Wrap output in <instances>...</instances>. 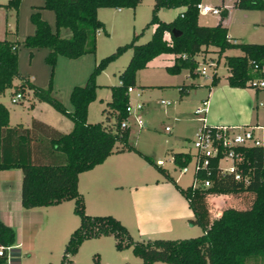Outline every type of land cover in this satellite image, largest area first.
I'll return each instance as SVG.
<instances>
[{
    "label": "trees",
    "instance_id": "16d2710c",
    "mask_svg": "<svg viewBox=\"0 0 264 264\" xmlns=\"http://www.w3.org/2000/svg\"><path fill=\"white\" fill-rule=\"evenodd\" d=\"M139 1L42 0L39 6L53 11V28L41 18L38 10H34L29 14L33 31L26 34L22 42L29 47L47 48L44 60L50 65V77L44 87L23 76L19 83H12L13 77L18 74L17 43L6 37L0 38V93L11 86L14 92L22 93L28 87L37 100L47 102L71 120V127L66 131L36 118H31L27 126L20 122L9 125L8 110L0 102V169L19 168V201L24 208L72 199L78 224L69 232L58 264H74L71 256L79 243L84 238L102 234H111L116 248L130 246L140 258V264H152L154 261L170 264H264V153L256 146L239 149L243 154L239 166L247 174L246 182L233 179L230 173L219 172L216 157L208 159L206 169H194L193 180H210L206 187L193 183L180 186L164 167L143 154L186 199L192 212L188 221L201 228L197 235L134 239L126 226L113 215L84 211L83 196L77 189L78 173L113 152L133 150L140 153L127 141L128 127L122 128L119 123L126 116V87L134 84L135 71L143 68L149 59L160 53H172V63L164 66L166 72L177 73L186 68L188 74L194 76L197 74L195 55L204 51L206 46L215 47L216 56L224 49L237 48L239 53L222 54V64L226 68L224 79L227 85L239 87L250 86L251 62L257 65L264 62V0H232L233 6L262 11L261 42L231 41L226 35L225 25L220 21L225 15L224 8L219 10L217 22L205 25L197 22L195 4L200 0H153L148 20L153 23V29L149 38L137 43L138 34H133L129 41L102 56L89 71L84 83L71 87L68 94L71 109H67L51 94V74L56 56L74 58L94 52L96 31L103 28V22L96 17V9L100 6L134 7ZM18 2L7 0L0 5L16 8ZM177 6L183 9L170 20H161L156 16L159 7ZM61 27L69 29L68 36H60ZM126 48L131 49V54L118 73V83L109 85L106 105L111 110L112 122L86 120L87 104L95 97V74ZM181 53L184 55L180 56ZM217 78L211 71L208 84L213 85ZM190 86V83L180 84L178 93L183 94ZM190 157L188 151L172 152V162L176 166H184ZM242 191L251 193L246 206H224L217 215H208L204 200L206 194ZM15 241V229L0 219V264H19L20 251L14 246ZM6 246H9L8 251Z\"/></svg>",
    "mask_w": 264,
    "mask_h": 264
},
{
    "label": "rangeland",
    "instance_id": "374dc122",
    "mask_svg": "<svg viewBox=\"0 0 264 264\" xmlns=\"http://www.w3.org/2000/svg\"><path fill=\"white\" fill-rule=\"evenodd\" d=\"M7 0H0L5 3ZM206 4L217 6V14L209 12L197 15L198 23L212 25L219 20V10L224 8L225 15L220 21L227 26V33L237 41L260 42L263 39L261 25L262 11L256 8H241L232 5V0H203ZM42 0H19L16 8L0 5V38L6 37L16 41L17 75L12 83H19L20 77L39 86H46L50 77V65L45 62L46 47H29L23 44L22 39L33 31V24L29 14L38 10L41 18L53 28V11L40 7ZM153 0H140L134 7L129 6H100L96 9V17L103 22L95 35L94 52L83 53L74 58L57 55L51 74V94L58 98L67 109H71L68 94L75 84L81 85L89 71L98 60L112 52L117 45L130 40L133 34H138L135 42L147 40L153 29L149 23ZM182 6L159 7L156 16L161 20L172 19ZM66 27L59 29L60 36H68ZM231 39V38H229ZM239 53L237 48L224 49L222 54ZM131 49H124L118 56L110 59L95 74V97L88 102L86 120L112 122L110 108L106 105L109 100V85L118 83V73L126 64ZM222 54L216 56L215 47L208 45L204 51L197 53V66L202 67L208 75L215 70L217 75L226 72L222 64ZM165 53L149 59L147 66L137 69L134 75L132 90L128 91V101H143L142 109L137 113L142 123L137 124L134 116L128 117V143L132 144L140 153L133 150L118 152L108 156L100 166L79 174L78 190L83 196L88 214H111L124 224L134 239L147 237H189L201 232L197 224L188 221L192 213L184 214L172 223L169 231L146 232L142 236L136 234L134 212L128 204V195L132 186L138 182L151 181L155 178L164 179L163 174L143 156H148L153 162L156 158L162 159L160 166L164 167L173 179L182 187L195 183L193 180V158L186 163V170L173 164L170 155L174 151L194 152L192 138L196 132V125L200 124L199 114L192 112L195 103L187 98L180 103V117H174L171 109L175 100L170 92H161L158 86H144L141 94L138 83H159L167 80L163 73L162 64L166 62ZM215 64V65H214ZM252 77H256L253 69L249 70ZM196 80L203 82L205 76L196 74ZM14 87L6 88L0 93V102L8 109L9 123L24 122L30 114L52 120L55 116L59 125L71 120L50 106L47 102L37 100L28 87L24 88L22 96L17 101H10L14 94ZM169 99L170 103H160V99ZM257 120L264 115V106H256ZM108 116V118H106ZM108 119V120H107ZM198 119V120H197ZM170 130H164V125ZM158 164V163H157ZM226 160H219L218 165L226 166ZM165 180V179H164ZM166 185L178 193L182 199L184 209L185 198L176 190L170 181ZM164 185V184H162ZM251 198L249 192L208 193L204 196L209 216H215L224 206L236 208L244 207ZM35 215L40 218V224L29 229L26 224L22 228V245L20 246L21 264H58L59 258L69 232L78 224V216L73 212L72 199L62 200L55 204L34 206ZM16 230V228H15ZM74 264H114L124 261L129 264H140V258L135 255L130 246L116 248L111 234H102L84 238L71 256Z\"/></svg>",
    "mask_w": 264,
    "mask_h": 264
},
{
    "label": "crops",
    "instance_id": "0c3cea01",
    "mask_svg": "<svg viewBox=\"0 0 264 264\" xmlns=\"http://www.w3.org/2000/svg\"><path fill=\"white\" fill-rule=\"evenodd\" d=\"M200 2L205 3L203 0H200ZM182 9L183 7H181V10ZM225 27L226 35L231 38V41H235L236 39L227 33L226 25ZM165 36H167V33L165 34ZM223 51L221 52V54L223 53ZM165 55H167V58L166 62L162 64L163 69L165 65H169L172 63L174 57V54L172 53H165ZM146 66L147 63L144 67ZM195 70L198 73V70ZM211 71L215 72V70H210V72ZM225 74L226 72L221 75L216 74L218 77L216 82L213 85H210L208 84L210 73L208 75L206 73L203 74L205 76V80L203 82H199L195 78L196 74L194 76L189 75L186 68H181L177 73H168L165 70L163 76L167 80L159 83H138L137 85L139 86L140 90V93L138 94H141L143 92L144 86H158L161 92H170V96L175 100V105L170 111L171 114L174 115V117H180L181 111L178 110L180 108V103L187 98H191V100H193L195 103V107L204 100L203 121L206 124H263L264 115L258 121L256 109L251 111V108H255L258 105L264 106V86H229L225 82ZM189 83L192 84V86H190L183 94L180 95L178 93L179 85ZM31 118L39 119L60 131H66L71 127V121L67 122L65 120L60 126L58 119L59 117L57 118L55 116V118H53L52 120H48L38 117L35 114H30L29 119L21 123L27 126L29 125ZM8 124L12 125L9 123V120ZM199 125L200 124L196 125V129ZM164 130L169 131L170 128ZM188 152L191 154L190 151ZM113 154H118V152L110 153L101 162L93 165L88 169L80 171L77 178V189H79V174L90 170L95 166H100V164H102L108 156H111ZM170 157L172 160V154L170 155ZM158 159L161 160L160 164H162V159L156 158V161ZM20 175L21 174L19 168L0 169V219L10 224L14 229L16 228V241L14 246L18 247L19 251L20 246L23 243V226L27 224L29 226V229H34L37 225L40 224V218L35 215L36 211H33L35 210L34 207L24 208L20 204ZM165 183L166 181L164 179L159 180L155 178L154 180L148 182L144 180L132 186V189H130L129 191L128 204L134 212L137 231L136 234L139 237L144 235L146 232L150 233L155 231L153 225L156 227V231H169L172 228V223L175 222L177 218L184 214L192 213L191 209L187 205L186 199V202L183 203V205L185 204V207L184 209H182V199H180L181 197L178 195V193H176L174 189H172ZM84 208L86 210L85 203ZM19 264H21V259L19 260ZM114 264H129V262L124 261L122 263ZM152 264L170 263L154 261L152 262Z\"/></svg>",
    "mask_w": 264,
    "mask_h": 264
},
{
    "label": "built area",
    "instance_id": "2783aa9c",
    "mask_svg": "<svg viewBox=\"0 0 264 264\" xmlns=\"http://www.w3.org/2000/svg\"><path fill=\"white\" fill-rule=\"evenodd\" d=\"M199 13L209 12L211 14H217L218 8L214 5L201 3L200 1L195 4ZM184 54H180L183 56ZM251 69L259 73L256 77H251L248 81L250 86H264V62L257 65L255 62H251ZM196 69L201 74H205V70L202 67L196 66ZM131 86L126 87V91H130ZM22 96L20 91L14 92L10 97V101L15 102ZM160 103H169L168 99L161 98ZM143 102L135 101L131 104L129 101L125 105L126 116L120 121L119 126L122 128L128 127V117L134 116L135 122L139 125L142 123V118L137 113L142 109ZM193 112L199 114L198 119L200 125L197 127L194 137L192 138V144L194 152L191 153L190 159L193 158V170L196 168L206 169L208 159L210 157H216V168L221 173H230L232 178L246 182L247 174L242 172L239 164L243 160L241 147L256 146L259 147L264 153V123L263 124H206L203 121L204 112V100L193 109ZM169 126L165 125L164 129H168ZM219 160H226L227 164L224 167L218 165ZM158 164L161 160L156 161ZM181 171L186 170V164L181 167ZM201 187H206L210 184L208 178H203L198 182ZM5 249L8 251L9 246ZM2 253V246L0 245V254Z\"/></svg>",
    "mask_w": 264,
    "mask_h": 264
},
{
    "label": "water",
    "instance_id": "95a60500",
    "mask_svg": "<svg viewBox=\"0 0 264 264\" xmlns=\"http://www.w3.org/2000/svg\"><path fill=\"white\" fill-rule=\"evenodd\" d=\"M174 32H176V31L174 30Z\"/></svg>",
    "mask_w": 264,
    "mask_h": 264
}]
</instances>
